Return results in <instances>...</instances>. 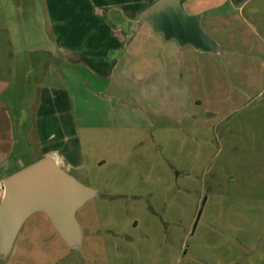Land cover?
I'll list each match as a JSON object with an SVG mask.
<instances>
[{"label":"rangeland","instance_id":"obj_1","mask_svg":"<svg viewBox=\"0 0 264 264\" xmlns=\"http://www.w3.org/2000/svg\"><path fill=\"white\" fill-rule=\"evenodd\" d=\"M155 1L0 0V165L50 150L99 192L81 249L34 218L0 264H264V0L186 4L217 55L141 20L122 56L117 14Z\"/></svg>","mask_w":264,"mask_h":264},{"label":"water","instance_id":"obj_2","mask_svg":"<svg viewBox=\"0 0 264 264\" xmlns=\"http://www.w3.org/2000/svg\"><path fill=\"white\" fill-rule=\"evenodd\" d=\"M187 0H159L146 9L141 19L164 43L177 42L200 53L217 55L219 43L202 26L201 14L186 10ZM0 201V256L7 259L26 221L36 213L45 214L64 243L81 249L83 228L77 214L99 192L82 184L64 170L55 157H46L9 176Z\"/></svg>","mask_w":264,"mask_h":264},{"label":"crops","instance_id":"obj_3","mask_svg":"<svg viewBox=\"0 0 264 264\" xmlns=\"http://www.w3.org/2000/svg\"><path fill=\"white\" fill-rule=\"evenodd\" d=\"M159 0H156L154 3H156V2H158ZM224 1H226L227 3H229L230 5H231V7H232V9H233V11H235V10H238L239 12L243 9V4H245L248 0H212L211 2H213V7H212V9L213 10H218L219 9V4H220V2H224ZM188 2H190V0H187V2H186V4L188 3ZM154 3H152L151 5H147L142 11H140L135 17L133 16V17H130V16H128V15H126L125 13H119V14H117V16H119L118 18H119V23H118V27L116 28V30H115V32H114V34H111V38L114 40V41H116V44H123V46H124V48L125 49H123V50H121V52H122V56H124L123 54H124V52L125 51H127L128 50V46H127V44H128V42H133L134 41V37L133 36H135V35H137V34H139L142 30H144L145 28H144V26H140L141 25V15H142V13L146 10V9H148L150 6H152ZM192 14H201L202 15V21H203V19H204V14H205V11H203L202 9H196L195 11H193L192 12ZM143 23H147V22H143ZM150 24V23H149ZM151 25V24H150ZM149 33L152 31V28H151V26H150V28H149ZM117 33V35L118 36H116V38L114 37L115 36V34ZM87 35H89L90 37H88V38H84L85 39V44H84V47H86V48H91L93 45H94V39H93V35H94V33L93 32H89ZM98 35H101V34H98ZM100 41V40H99ZM95 43H98V41L97 42H95ZM97 46H98V44H97ZM114 49V50H113ZM113 52L115 51L116 52V50L118 51L119 49L118 48H115V47H112V49H111ZM52 64V66L54 67L55 66V61H53V63H51ZM55 68V67H54ZM53 68V69H54ZM53 73H54V71H53ZM42 79V81L44 80V78H41ZM46 79V78H45ZM48 80H49V78H48ZM43 98H44V95H39L38 96V98H37V105H38V107H42V100H43ZM47 113H48V109H47V112H46V115H44V117L43 118H38V121H37V125H36V128H28V127H26V128H23V129H25L24 131L25 132H31V133H34L33 131H35V136H36V138H38L39 140H38V145H37V147L40 149V151H41V153H42V151H43V145H42V143H41V140H40V136H44L45 135V133L47 132V130H53V129H57L56 128V125L54 124V122L52 121V122H50L49 120H45L44 118L47 116ZM35 114H36V112H35ZM44 119V120H43ZM29 129V130H28ZM14 131H16V130H14ZM18 148V142L17 141H15V143H13L12 144V147H11V151H14V150H16ZM20 154H15V156H16V158L17 159H15V160H13L12 159V156H14V153H10V154H8V158H10V162L12 163L9 167H6V166H2V165H0V184H3V182L9 177V176H11V175H13L14 173H16V172H18V171H20V170H22L23 168H25V167H27V166H29V165H31V164H34V163H36V162H38V161H40V160H42V159H44V158H46V157H55L56 159H57V161L59 162V164L61 165V167L64 169V170H66V171H68V172H70V170H71V168L70 167H67L66 165H65V163H63V161H62V159L58 156V155H56V153H51L50 152V150L49 151H46V153H44V151H43V154H41V155H38V157L36 158V159H34V160H32V161H28V160H24L23 159V156L22 155H20ZM20 157V158H19ZM34 218H36V219H42V220H44L45 218L48 220V225H49V227H51V229L53 230V231H55V232H57L55 229H54V227L52 226V223L50 222V220H49V218L45 215V214H43V213H36V214H34V215H32L27 221H26V223L30 220V219H34ZM25 223V224H26ZM25 224H24V226H23V228L25 227ZM22 228V229H23ZM22 229H21V231H22ZM20 231V232H21ZM57 234H58V232H57ZM59 235V234H58ZM59 237H60V235H59ZM61 238V237H60ZM62 239V238H61ZM63 241V240H62ZM64 242V241H63ZM66 245V244H65ZM67 246V245H66ZM83 246H84V242H83ZM68 247V246H67ZM14 249V248H13ZM12 252H13V250H12ZM12 252H11V254H12ZM10 256V255H9ZM8 256V257H9Z\"/></svg>","mask_w":264,"mask_h":264},{"label":"built area","instance_id":"obj_4","mask_svg":"<svg viewBox=\"0 0 264 264\" xmlns=\"http://www.w3.org/2000/svg\"><path fill=\"white\" fill-rule=\"evenodd\" d=\"M3 195H4V186L3 184H0V200L2 199Z\"/></svg>","mask_w":264,"mask_h":264}]
</instances>
